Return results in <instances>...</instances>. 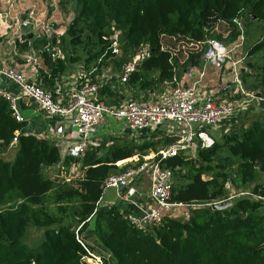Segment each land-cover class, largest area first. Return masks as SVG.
<instances>
[{"label": "trees", "instance_id": "1", "mask_svg": "<svg viewBox=\"0 0 264 264\" xmlns=\"http://www.w3.org/2000/svg\"><path fill=\"white\" fill-rule=\"evenodd\" d=\"M71 1L73 17L54 44L64 58L42 55L48 75L41 71L39 84L44 90L52 88L78 65L86 72L95 68L90 76L94 81L110 70L111 78L97 95L109 106L119 105L123 91L146 99L162 87H176L180 73L202 66L208 39L228 45L239 37L238 23L264 27V0ZM63 5L61 0L59 7ZM114 35L118 54L111 48ZM141 47L148 49V56L121 84L117 75ZM246 60L250 67L239 74L240 85L245 93L264 96V31L247 50ZM24 127L0 98V264H87L83 259L92 247L104 264H264V183L255 184L264 177V114L223 134L211 149L197 150L194 158L180 153L163 160L161 167L173 174L171 202L187 205L188 219L165 216L145 233L133 228L116 207L98 206L104 182L131 168H118V162L135 155L141 161L174 139L139 146L124 140L102 143L81 159L62 162L57 146L32 135L20 134L12 147L15 132ZM15 147L13 160L4 159ZM61 162L62 178H48L45 170ZM72 167L83 174L67 182ZM228 185L244 195L225 210H212L228 199ZM29 227L42 231L36 250L22 244ZM78 227L84 245L77 240Z\"/></svg>", "mask_w": 264, "mask_h": 264}, {"label": "built area", "instance_id": "2", "mask_svg": "<svg viewBox=\"0 0 264 264\" xmlns=\"http://www.w3.org/2000/svg\"><path fill=\"white\" fill-rule=\"evenodd\" d=\"M38 1L41 5L38 4ZM60 1L0 0V44L11 48L12 56L20 59L25 66L34 70L36 77L43 67V54H49L52 60H63L64 58L62 52L52 43L53 40L58 42V37L65 31L60 29L55 17ZM238 25L241 26L240 23ZM241 29L236 40L238 42L235 41L236 43L231 48L215 39L207 40L202 66L197 69L199 79L203 78L206 67H222L230 69L234 75V82L241 84L239 64L243 60L232 58L236 48L243 45L242 26ZM28 34L31 35V38H28ZM116 36L114 35V41L111 44L113 54H118ZM23 46L26 47L25 51L20 53ZM147 56L148 49L146 47H141L135 53L132 62L126 65L118 76L121 84L126 83L136 64ZM95 71L96 69L93 68L88 72H80L71 90L66 92L67 98L56 100V96L62 94L59 87H56L53 92H49L36 81L29 82L26 76L15 67L0 66V81L10 83L18 88V93H13L0 86V98L8 102L12 117L19 124L25 122L19 109V104L23 99L32 101L37 106V111L51 123L58 121L61 125L70 124L73 142L67 150V156L73 159L84 157L92 145L93 129L107 117L124 122L127 129L134 134L153 133L160 127H169L171 136L177 140L172 146L160 151L152 158H142L141 161H137L134 166L120 174L108 177L103 186L104 190L115 189L118 200L129 203L137 195V189L134 185H130V182H137L143 175L149 177L150 186L147 199L153 208L144 211L140 216L121 212L125 214V220L133 228L143 233L158 226L162 219L168 216L167 212L188 208L187 205L171 202L173 174L171 170L161 167L163 160L175 157L180 153L185 154L193 149L195 143H198L200 150L211 149L216 142L208 130L218 127L222 121L232 120L242 110L254 108L260 113H264V96L261 94V97L258 98L256 94L244 91L242 99L224 103L218 100L214 93L201 94L196 87L198 82L191 86L177 85L159 100H127L119 105L109 106L97 97L99 89L104 83L98 79L94 81L90 78ZM188 77L191 78L192 75L189 74ZM20 134L21 131L15 132L11 142L12 147L18 143ZM59 134H63L62 129H59ZM99 207L109 208L108 206ZM186 218L188 219V213H186ZM80 228L76 229L77 240L84 245V235L80 234ZM101 259L95 264H102ZM83 260L87 263V260L90 259L84 258Z\"/></svg>", "mask_w": 264, "mask_h": 264}, {"label": "crops", "instance_id": "3", "mask_svg": "<svg viewBox=\"0 0 264 264\" xmlns=\"http://www.w3.org/2000/svg\"><path fill=\"white\" fill-rule=\"evenodd\" d=\"M243 26V25H242ZM246 27V28H245ZM243 26V33L246 32L247 38L253 40L256 38L255 33L257 32V29L253 26L246 25ZM254 34V35H253ZM245 36V34H244ZM262 37V36H261ZM261 39V38H260ZM259 39V40H260ZM237 40V39H236ZM235 40V41H236ZM233 41L229 43L227 46L228 48L233 47V45L238 41ZM249 49V47H243V45L239 48H236L234 51V55H232L233 59L236 60H243L239 64V72L242 73L243 69H246L247 66V60H246V52ZM24 51H20V53H23ZM12 50L11 48L7 47L5 44H0V66H9V67H15L17 70L22 72L26 79L30 82L36 81L39 83L43 79L44 75L41 73H45L47 76L48 73L42 67L39 70L38 77H36V74L34 70L31 68L25 66L23 62L12 56ZM203 63V61L201 60ZM201 63V65H202ZM200 68V67H199ZM199 68H188L187 70L180 73L179 79L176 81L177 85L182 86H191L195 82L198 84L196 85L197 89L201 94H207V93H214L215 96L218 98V100L227 103V102H234L237 101L238 98H243V88L240 84H237L234 82V75L230 71V69H224V68H209L204 70V76L202 79H199V76L197 74V69ZM84 71L82 68V65L73 66L71 69L67 70L63 75L60 76L59 80L54 84L52 88H45L49 92H53L56 87L60 88V92L62 93L60 96H56V100H65L67 98L66 92L70 91L73 87V83L75 79L78 77V74L80 72ZM85 72V71H84ZM110 72L106 71L105 73H101L98 80L102 83H107V80L111 78ZM192 75L191 78L188 77V75ZM103 77V78H102ZM118 78V75H117ZM41 79V80H40ZM0 86L4 89H7L13 93H18V88L15 85H12L7 82L0 81ZM173 86H165L162 87L160 91H156L155 94H149V96L145 99L144 97L137 94V97H135L133 94H131L128 91H123L120 94L123 95L121 97L120 103H123L127 100H136V101H154L159 100L162 96L167 94ZM237 98V99H236ZM19 109L22 112L23 117L25 118V127L21 130V134L23 135H32L36 138L47 140L57 146L61 160L67 158V150L72 144V129L70 127V124H59L58 121H55L54 123H51L49 119L42 116L40 112L37 110V106L30 100L23 99L19 104ZM252 111V112H251ZM264 113H260L259 111L251 108H247L245 110H242L238 112L232 120L230 121H222L220 125L216 128L210 129V131H220L221 136L223 134L228 133L231 130H236L239 127H247L249 124V119L253 118L252 116L255 115V118L257 116H261ZM248 121V122H246ZM59 129H62L63 134H59ZM159 130L149 133V132H142V133H131L124 122L122 121H116L109 117H107L102 123L98 124L92 132V138H91V147H97L101 145L102 143H106V146H109L113 143V141L121 142V141H127L131 142L137 146L144 144L148 141H159L163 139H174L170 145H168L166 148H159L157 153H154L152 151L148 152L147 158H152L156 154H158L162 150H166L170 146H172L177 140L173 138L170 134V128L167 126L158 128ZM54 130V135L52 136V132ZM209 131V130H208ZM211 136V135H210ZM212 137V136H211ZM213 138V137H212ZM214 139V138H213ZM215 140V139H214ZM216 142V140H215ZM199 149L198 143H195L193 145V149L186 152L185 155L188 157H192L191 152H197ZM16 153V147L11 148L6 155H10V159H6L8 161L13 160ZM190 154V155H188ZM147 156V155H146ZM135 157H138V155H135ZM133 158V157H132ZM127 159L121 162H118L116 166L118 168L125 166L127 164H130L131 161L135 162V159ZM144 158V157H143ZM193 158V157H192ZM142 160V159H141ZM140 161V160H137ZM61 164L54 166L50 169L45 170L46 174L52 173V178H56L59 175L62 177V173L60 172ZM134 165H131V167ZM71 174H77L78 176H82V171L79 169V167H72L69 170V176ZM48 175V176H49ZM68 176V177H69ZM50 177V176H49ZM130 185H134L137 189V195L134 196L131 202H121L117 198V192L115 189L109 188L105 189L103 191V195L101 200L99 201V206H108L110 207H116L120 212H124L126 214H132L136 216H140L143 214L144 211L148 209H152V205L149 203L147 199V192L149 190L150 182L149 177L147 175H143L137 182H130ZM90 254V253H89ZM93 255V254H92ZM95 261L98 262L102 257L99 256V254H96V256H92ZM103 260V258L101 259ZM106 260H109V257L106 258Z\"/></svg>", "mask_w": 264, "mask_h": 264}, {"label": "rangeland", "instance_id": "4", "mask_svg": "<svg viewBox=\"0 0 264 264\" xmlns=\"http://www.w3.org/2000/svg\"><path fill=\"white\" fill-rule=\"evenodd\" d=\"M38 4L39 5H41L40 3H39V1H38ZM51 5H54L53 3H50ZM46 9H47V7H46ZM73 14H74V4H73V2L71 1V0H64V5L62 6V7H59V9H58V13H57V16L55 15V17H56V19L58 20V24H59V26H60V29L61 30H65L66 29V27H67V25L69 24V22L71 21V19H72V17H73ZM241 26H242V24H241ZM243 26H244V23H243ZM242 26V27H243ZM245 27V26H244ZM246 28V27H245ZM244 29V28H243ZM263 31H264V27L263 26H259L258 28H257V32L255 33V35H256V38L253 40V38L254 37H252V40L251 39H249V38H247L248 36H247V34H246V32L244 33L245 34V36H244V40H243V47H251L252 45H254L260 38H261V36L263 35ZM254 35V34H253ZM228 47V46H227ZM77 67V66H76ZM206 69H209V67H206ZM243 91H244V89H243ZM251 109H254V108H251ZM252 112V111H251ZM263 113V112H262ZM253 118L251 119H249L248 121H249V123L252 121V120H254L255 119V115H253L252 116ZM248 121H246V122H248ZM248 123V124H249ZM208 133L216 140V142L217 143H219V142H222V136H221V132L218 130V131H208ZM15 154V153H14ZM224 154L226 155V151H224ZM188 155H190V154H188ZM195 155H196V153L195 152H191V155L190 156H192L193 158L195 157ZM150 156V155H149ZM148 156V154H147V156H145V157H149ZM10 157V155H5L4 156V158H6V159H10L9 158ZM132 159H135V162H133V161H131L130 162V164L131 165H135L136 164V162H137V160H139L138 159V157H133ZM49 174H46V176L48 177V178H50L51 179V175H52V173H50V177L48 176ZM58 177H56V178H52L53 180L54 179H57ZM62 178V177H61ZM68 179V182L70 181V180H76V179H78V178H80L79 176H78V173L77 174H71V172H70V176L69 177H67ZM66 180V181H67ZM262 183H264V177H261V179L260 180H258L255 184H262ZM250 188L249 189H247V191H250V189L252 188V186H249ZM227 189H228V191H229V194H228V199L226 200V201H230V202H232V201H234L235 199H237V198H239L240 197V195L241 194H243L242 193V191H244V190H239V189H234V188H232L230 185H228L227 187H226ZM246 191V192H247ZM226 201H223V202H226ZM189 208H181V209H177V210H175V211H171V212H167V214L166 215H168L170 218H173V219H180V220H186L187 218H186V213H188L189 212V210H188ZM41 242H42V231L40 230H37V229H35V228H33V227H29L28 229H27V232L25 233V235H24V237H23V239H22V244L23 245H25L26 247H28L29 249H34V250H36V249H38L39 248V246H40V244H41ZM89 243L90 244H95V240H93V239H91L90 241H89ZM93 248V251L92 252H98V250L96 251V249H95V247H92ZM92 252H90V255H89V259L90 260H87V263L88 264H95L97 261H93V255L94 256H96V254L95 253H92ZM99 253V252H98ZM93 254V255H92ZM107 258V257H106ZM99 262V261H98ZM101 262H102V264H104V261L103 260H101ZM109 264V263H108ZM112 264V263H111Z\"/></svg>", "mask_w": 264, "mask_h": 264}, {"label": "water", "instance_id": "5", "mask_svg": "<svg viewBox=\"0 0 264 264\" xmlns=\"http://www.w3.org/2000/svg\"><path fill=\"white\" fill-rule=\"evenodd\" d=\"M28 38H31V35L28 34ZM53 44H55V40H53L52 42ZM250 64H247L246 68H249ZM245 72V69L242 70V73ZM256 97L260 98L261 95L259 93L256 94ZM232 205V203L230 201H226V202H221L219 204H215L212 205L211 208L214 211H221V210H225L226 208L230 207Z\"/></svg>", "mask_w": 264, "mask_h": 264}]
</instances>
